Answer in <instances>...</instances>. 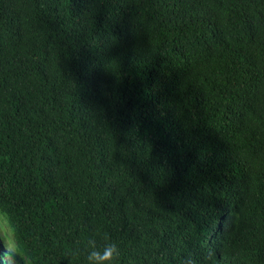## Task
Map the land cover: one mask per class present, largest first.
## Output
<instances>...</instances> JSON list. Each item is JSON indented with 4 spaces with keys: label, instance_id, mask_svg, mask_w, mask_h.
<instances>
[{
    "label": "trees",
    "instance_id": "16d2710c",
    "mask_svg": "<svg viewBox=\"0 0 264 264\" xmlns=\"http://www.w3.org/2000/svg\"><path fill=\"white\" fill-rule=\"evenodd\" d=\"M90 241L264 264V0H0V264Z\"/></svg>",
    "mask_w": 264,
    "mask_h": 264
},
{
    "label": "clouds",
    "instance_id": "9594fccd",
    "mask_svg": "<svg viewBox=\"0 0 264 264\" xmlns=\"http://www.w3.org/2000/svg\"><path fill=\"white\" fill-rule=\"evenodd\" d=\"M90 248L87 253V264H112L119 255V248L115 242L108 241L102 249L97 248L94 241H90Z\"/></svg>",
    "mask_w": 264,
    "mask_h": 264
},
{
    "label": "rangeland",
    "instance_id": "374dc122",
    "mask_svg": "<svg viewBox=\"0 0 264 264\" xmlns=\"http://www.w3.org/2000/svg\"><path fill=\"white\" fill-rule=\"evenodd\" d=\"M3 243V242H2ZM4 246H5V244H4ZM6 247V246H5ZM7 248V247H6Z\"/></svg>",
    "mask_w": 264,
    "mask_h": 264
}]
</instances>
